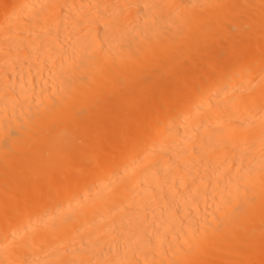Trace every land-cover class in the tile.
Wrapping results in <instances>:
<instances>
[{
    "label": "bare ground",
    "instance_id": "1",
    "mask_svg": "<svg viewBox=\"0 0 264 264\" xmlns=\"http://www.w3.org/2000/svg\"><path fill=\"white\" fill-rule=\"evenodd\" d=\"M0 264H264V0H0Z\"/></svg>",
    "mask_w": 264,
    "mask_h": 264
}]
</instances>
